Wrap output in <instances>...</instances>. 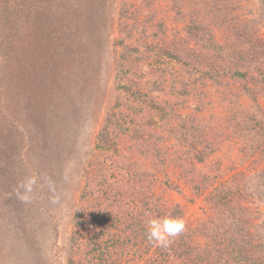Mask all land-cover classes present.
<instances>
[{"label":"trees","instance_id":"obj_1","mask_svg":"<svg viewBox=\"0 0 264 264\" xmlns=\"http://www.w3.org/2000/svg\"><path fill=\"white\" fill-rule=\"evenodd\" d=\"M53 1L27 0L30 9L19 8L15 11V17L9 18L8 21L13 20L9 25L12 28L20 26V30V23L26 21L23 30L32 37L25 41L27 46L24 45V52L15 55L16 60H10V45L0 44L1 50L9 56L1 61V71L7 68L8 72H4L3 78L0 75V84L3 83V86L0 85V184L4 183L8 188L3 191L9 192L13 182L17 189L19 179L25 177L26 159L23 161L22 157L27 155L29 142L32 141L34 148L39 150L42 145L40 139L45 133L43 131L56 133L54 128L51 129V126H46L39 119L45 118L46 110L42 104L45 98H52L50 95L57 92L60 100L64 101L66 98L67 105L71 108L82 96L85 98L90 93L88 85H91L93 78H88L90 73L87 74V70L92 64L79 59L77 43L69 35L72 25H61L62 32L52 31L53 20L49 18L51 9L48 10V7ZM258 2L264 15V0ZM1 4L11 11L15 5L10 0H0ZM66 5L64 8L57 7L61 9L58 17L60 24L68 22V13L72 12V8ZM197 10L187 8L186 12L183 11L192 22L185 29L191 39L202 45L212 57V60L204 61L208 65L205 70L202 59L206 57L200 59L197 56V60H194L186 48L179 50L173 46H157L146 40L144 34L141 36V43L133 46L124 44L125 37L132 34V25L127 22L119 25L124 36L114 40L112 50L115 53L118 46L124 49L119 52L118 57H114L117 60L112 86L115 98L112 105L106 107L93 141L95 155L88 170L90 173L86 176L88 183L81 190L80 205L74 212V226L69 242L70 257L85 253L87 264H102V256L108 254L111 245L124 254L129 250L136 253L143 242L147 243V251L154 249V253H160L158 246L147 237L148 219L168 213L180 217L182 213L178 205L163 213L159 203L161 195L153 196L146 191L143 193L144 183L151 186L156 180V167L159 166L166 175V169L172 164L170 171H178V176L184 178L196 194L206 189L212 178V182L217 178V175L210 180L205 175L197 178L195 164L204 162L213 154L224 130L213 126L207 129L201 119L188 112H178L174 104H167L163 95L171 93L177 97H185L179 101L181 109H202L196 100L190 105L188 85L183 83L185 88L182 90L173 82L170 90H165L164 77L176 62L185 67L187 72L194 70L193 73L198 75L201 72L204 74L201 76L210 79L228 75L231 79L244 80L253 73L264 77V43L260 37H253V32L250 35L244 28L234 27L232 35L235 40L231 39L230 42L237 48H232L230 53L225 54L233 55L231 59L239 67L227 69L219 52L227 45L218 44L215 40L213 46L214 27L196 23ZM119 11V17L126 15L124 4ZM228 21L231 24V20ZM156 31L163 32V29L159 26ZM72 33L76 35L75 30ZM183 81L182 79L181 83ZM145 83L149 85L148 90L144 88ZM244 91L247 99L258 107L256 92L251 88H244ZM30 110H35L38 116L29 114ZM239 113L241 117L229 126L240 130V137L246 141L242 147L250 151L245 155H251L259 149L264 160V112L258 109L257 114L248 115V110L243 107ZM53 151L50 152L52 156L55 155ZM134 154L139 156L134 158ZM149 157L153 160L146 162ZM35 163L31 159L26 161L29 170ZM51 164L58 172L57 165L53 162ZM50 168L53 169L51 166ZM33 171L38 172V176H35L40 179L39 171ZM32 175L34 174L31 173L30 176ZM223 182L225 181L218 182L219 186H214L209 192L212 205H222L227 215H217L207 225L185 230L161 252L162 264H264V218L251 227L247 217L243 215L246 207L238 200L237 206L229 204L231 193L239 191L255 197L264 206V169L247 177L241 190L231 180L227 185H222ZM163 183L174 187L168 179ZM16 189L10 191L13 195L7 199L8 205L11 209L24 212L27 203L17 197ZM0 227V234L8 235L5 226ZM201 237L205 238L202 242ZM113 261L111 258L108 264H114Z\"/></svg>","mask_w":264,"mask_h":264},{"label":"rangeland","instance_id":"obj_2","mask_svg":"<svg viewBox=\"0 0 264 264\" xmlns=\"http://www.w3.org/2000/svg\"><path fill=\"white\" fill-rule=\"evenodd\" d=\"M10 3L15 4L12 7L13 11L0 5V44L10 45V49L12 48L10 60L13 61L15 55L24 52L22 49L25 50L24 45L27 46L25 41L29 40L30 35L23 30V26L27 24L26 21L20 23V30V26L12 28L9 24L13 20H8L14 16L17 9L30 8L27 0H10ZM65 4L72 8V12L68 13V22L60 24L58 17L61 9L57 7H63ZM123 4L127 13L119 17L120 6L122 7ZM49 6L48 10L51 9L49 18L53 20L52 31L62 32L61 25H72L69 35L77 43L79 59L84 63L92 64L87 74L90 73L88 78L93 79L91 85H88L90 93L85 98L82 96L79 102L74 104L75 107L70 108L67 105L68 100L64 97H62L64 101H61L57 92L50 95L56 102L48 96L42 103L46 113L45 118L39 117V119H42L46 126L54 128L56 133L44 130V136L40 139L41 148L37 150L30 141L27 155L26 149L23 151L25 155L22 160L31 159L36 162V165L29 170L24 161L25 177L20 178L19 181L21 182L31 173L38 176V172L35 173L33 169L38 170L40 176L36 187L33 188L32 199L27 203L24 212L11 209L8 205L7 199H10L12 192L16 189L14 182L9 192L3 191L8 190L4 183L0 184V226L4 225L8 231V235L0 234V264H87L85 253L69 256V242L74 226V212L80 205L81 190L88 183L86 176L90 173L88 170L95 155L93 141L106 107L112 105L115 98L112 86L117 60H114V57H118L119 52L124 49L118 46V51L113 53L112 50L114 40L124 36V33L119 30V25L125 22L132 25V34L125 37L124 44L129 43L133 46L141 43L140 39L144 34L147 37L146 40L156 43L157 46H173L179 50L186 48L193 55L194 60H197V56H200V59L206 57L202 59L204 70L208 67L204 61L212 60V57L202 45L191 39L185 29L188 23H192L189 21L188 14L184 13L187 8L198 9L196 23L213 25L215 35L213 46H215V40L218 44L227 45L223 51H219L227 69L239 67V64L231 59L233 55L225 54L230 53L232 48H237L230 42L231 39L235 40L232 35L234 27L244 28L250 32V35L253 32V37H260L264 43V15L258 0H54L52 5L49 3ZM37 7L41 10L40 6ZM179 10L181 13H178ZM6 14L9 16H5ZM228 19L231 20V24ZM159 26L163 32L156 31ZM74 30L76 35L72 33ZM1 49L0 47L2 77L8 69L1 71V61L9 56H6ZM262 61L264 68V59ZM173 64L164 77L165 90H170L173 82H176L178 88L182 90L185 88L183 83L188 85L190 105L193 100H196L202 109L199 111H195L192 107L181 109L178 104L185 97H177L171 93L163 95L168 101L167 104H174L178 112L193 114L206 124L207 129L213 126L224 130L222 139L213 154L209 155L204 162L195 164L198 170L197 178L205 175L204 177L210 180L212 176L217 175V178L213 182L212 178L209 186L201 193H193L184 178L178 176V171H170L169 167L171 168L172 164L166 169V175L162 173L159 166L156 167V180L151 183V186L149 183L148 185L144 183L143 193L146 191L153 196L161 195L159 203L163 213H167L176 205L181 208L180 218L185 221V230H188L202 224L207 225L217 215H227L222 205L216 207L211 203L209 190L217 186L218 182L225 181L222 185H227L231 180L233 185L239 186L241 190L240 187L247 177L264 169L261 151L258 149L251 155H245L250 151L242 147L246 141L240 137V130L229 126L241 117L239 111L243 107L248 110V115L257 114L258 109L264 112V77L253 73L244 80L231 79L228 75L210 79L201 76L204 74L199 72L200 78L198 73H193L194 70L187 72L185 67L179 65L180 63ZM145 79L144 75L143 80ZM182 79L184 81L181 83ZM0 85L3 86V83ZM144 88L148 90L149 85L145 83ZM244 88H251L256 92L258 107L247 99ZM28 113L38 116L35 110H30ZM169 143L170 141L167 142ZM31 150L34 151L29 154ZM51 150H54L53 153L56 156L50 154ZM137 156L139 155H133L134 158ZM152 160L149 157L145 161ZM51 162L57 165L58 172L55 171ZM165 179H168L174 187L163 183ZM230 196L232 197L229 198L230 205L237 206L236 200H238L242 206L246 207L243 215L247 217L251 227L263 220L264 206L255 197L239 191L231 193ZM200 239L201 242L205 240L202 237ZM157 249L160 253H154V249L149 252L147 243L143 242L136 253L129 250L125 255L111 245L108 254L102 256V264H108L111 258L114 264H162L161 252L165 248Z\"/></svg>","mask_w":264,"mask_h":264},{"label":"clouds","instance_id":"obj_3","mask_svg":"<svg viewBox=\"0 0 264 264\" xmlns=\"http://www.w3.org/2000/svg\"><path fill=\"white\" fill-rule=\"evenodd\" d=\"M37 184L35 175L28 176L22 180L16 189L17 197L24 203L30 202L32 199L33 186ZM21 189L23 191H21ZM185 221L173 216L171 213L163 216H154L148 219L146 226L147 237L154 242L156 246L167 248L174 239L185 231Z\"/></svg>","mask_w":264,"mask_h":264}]
</instances>
